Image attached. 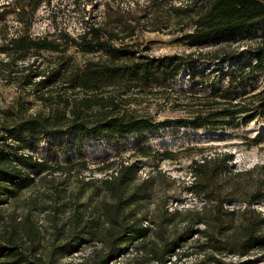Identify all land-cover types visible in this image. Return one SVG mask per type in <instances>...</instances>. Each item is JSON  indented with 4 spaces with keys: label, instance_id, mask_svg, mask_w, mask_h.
Masks as SVG:
<instances>
[{
    "label": "trees",
    "instance_id": "trees-1",
    "mask_svg": "<svg viewBox=\"0 0 264 264\" xmlns=\"http://www.w3.org/2000/svg\"><path fill=\"white\" fill-rule=\"evenodd\" d=\"M42 1L11 0L5 4L10 8L0 12V76L29 86L45 107L29 112L30 102L18 96L0 109V264H109L129 248L143 259L137 264H165L192 234L201 239L199 251H208L205 256L211 260L221 261L215 255L264 250V212L254 207L264 202V162L237 169L228 152L191 158L184 190L201 200L199 206L167 211L157 202L153 218L144 220L152 223L149 227L142 225L144 206L154 202L162 185L171 186L168 178L157 175L158 162L173 159L174 154L152 150L141 138L145 132L168 127L217 131L264 121V0L171 4L173 16L187 25L176 39L206 51L157 56L144 52L149 40L125 41L136 34L139 17L130 23L107 7L101 19L86 22L74 36L58 34L65 47L90 55L81 63L69 61L61 40L30 33ZM10 13L18 26L13 32L4 29ZM242 42L252 44L240 50L226 47ZM44 51L57 53L58 59L45 74L31 69ZM17 66L28 72L18 74ZM38 75L43 76L33 80ZM56 83L62 91L83 94L54 92ZM153 93L182 94L177 104L187 115L158 120L134 107L140 95ZM50 133L93 139L140 137L133 160L105 161L98 168L104 174L84 182L74 199L43 206L41 211L54 213L49 237L41 240L31 226V210L24 214V222H18L16 214L3 216L5 205L46 174L89 169L80 153L58 162L29 150L27 137ZM259 140L255 136L246 145L255 146ZM136 157L150 158L158 171L141 177ZM20 223L24 227H18ZM82 244L89 250L80 260H63Z\"/></svg>",
    "mask_w": 264,
    "mask_h": 264
},
{
    "label": "rangeland",
    "instance_id": "rangeland-1",
    "mask_svg": "<svg viewBox=\"0 0 264 264\" xmlns=\"http://www.w3.org/2000/svg\"><path fill=\"white\" fill-rule=\"evenodd\" d=\"M11 0H0V12L7 10V3ZM181 0H43L36 10L30 33L33 36L57 39L61 47L65 49V56L72 63H81L89 58L90 55L83 54L72 48L65 47L58 34L74 36L86 22L97 21L103 17L107 7H112L126 18L127 22H136L138 25L136 34L131 38H126V42L136 39H146V49L144 52L150 55L163 54H188L205 52L206 48L196 49L188 46L176 39L186 31V23L174 17L170 11L171 4L181 6ZM160 9V10H158ZM4 29L13 32L17 29L13 14L6 15ZM2 24L0 28H2ZM250 42H242L226 46L229 49L240 50L249 46ZM57 53L41 52L39 58L34 61L32 70L45 74L55 67L58 59ZM20 73H27L28 70H19ZM23 71V72H22ZM35 72V71H34ZM19 76V75H18ZM41 75L35 76L37 80ZM43 76V75H42ZM42 76L40 78H42ZM184 76V75H183ZM16 79H8L0 76V109L11 105L16 98L28 100L30 102L29 112L43 111L45 107L38 99L36 92L29 90V86L17 83ZM60 83L53 86L54 92H62L64 95L70 94L75 97L82 95L83 92H71L69 89L62 91L59 89ZM139 103L134 107L137 110L151 114L156 119L164 117H181L187 115L186 108L178 105L182 101V94H170L168 97L163 94L140 95ZM255 136H260L259 143L248 147V140ZM140 136L138 134L126 135L109 139L103 137L93 139L89 137L60 136L50 133L44 136L27 137L31 143L29 150L37 156H45L57 160L65 161L66 158H75L80 153L89 166V169L77 172L72 171L69 175L53 173L46 174V178L40 180L28 190L22 192L18 199L8 202L4 211V217L8 214H16L18 222H24L23 216L31 210V226L39 232L45 240L49 237L52 230L50 209L41 211L43 206L57 205L65 202L67 198L74 199L84 182L90 178L100 177L104 173L98 171L105 161L111 158L133 160V149L135 142ZM145 146L152 150L168 149L173 152V159H165L158 162V176L168 178L171 186L162 185L160 191L154 195V202H148L144 206L142 213L143 223L152 227V223L144 220L153 218L154 209L157 203L163 210L171 211L174 208L200 204V199L193 197L184 190V186L190 179L189 163L191 158H199L201 154L210 152H228L232 154V164L237 169H246L254 164L264 162V121H254L245 127L225 130H194L190 128L168 127L154 131L145 132L141 135ZM200 150L201 152H198ZM139 158V157H136ZM153 161L150 158H139L141 177L148 173L154 174ZM109 172V171H108ZM173 180V181H172ZM32 207V208H31ZM254 207L264 212V202L254 203ZM57 214V213H55ZM20 223L18 227L24 225ZM199 227V225H198ZM201 239L192 234L181 246L176 248V255H169L165 264H264V250L252 249L244 255L226 254L215 255L221 261L207 259V252H200L198 244ZM45 245V244H44ZM89 250L88 244H82L79 251L72 252L63 258L64 261H78L84 253ZM140 260L139 254L134 249L129 248L124 254H120L109 264H137ZM142 264H156L154 261Z\"/></svg>",
    "mask_w": 264,
    "mask_h": 264
}]
</instances>
